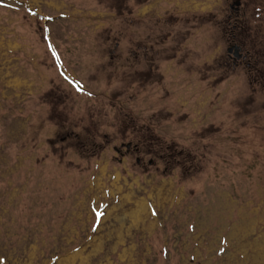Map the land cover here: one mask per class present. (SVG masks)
Masks as SVG:
<instances>
[{
  "label": "rangeland",
  "instance_id": "obj_1",
  "mask_svg": "<svg viewBox=\"0 0 264 264\" xmlns=\"http://www.w3.org/2000/svg\"><path fill=\"white\" fill-rule=\"evenodd\" d=\"M237 1L0 0V264H264V0L232 30Z\"/></svg>",
  "mask_w": 264,
  "mask_h": 264
},
{
  "label": "flooded vegetation",
  "instance_id": "obj_2",
  "mask_svg": "<svg viewBox=\"0 0 264 264\" xmlns=\"http://www.w3.org/2000/svg\"><path fill=\"white\" fill-rule=\"evenodd\" d=\"M240 1V5L239 6H234L231 5L230 6V14L228 16V20H227V27L231 28L232 30L237 29L238 28V24H237V20L241 19V17H243V12H242V8H243V3L241 0ZM233 33V31L231 32ZM153 42L152 40H146L145 43H142L141 45V52H144L145 55V60L148 57V53H153L155 52V47L153 46V44L151 43ZM118 46V44H117ZM133 47L135 51V54H132L131 56H133L135 59L137 58L138 51L139 49V45H134ZM149 47H151L149 49ZM150 50V51H149ZM228 50H231L230 54L228 53ZM149 51V52H148ZM227 53H228V58L230 59V61L232 62L233 66L235 69L239 68L241 66V64H243L244 62H247V67H252V64L249 62V54H247L245 52V50L243 49V44L237 39V36L234 35V33L231 35L230 40H228V49H227ZM153 64V59L150 60V62ZM139 143V144H138ZM137 144H134V142H129L128 145H130V147L128 148L127 145L125 144H121V148H114V151L121 154L122 156L124 155L123 149L125 148L127 153L129 154L130 152L134 151V154L137 156V163L140 164L143 155H145L143 153V149L144 147L141 145L142 141L139 140ZM103 148V147H102ZM153 162L150 161L148 166H152Z\"/></svg>",
  "mask_w": 264,
  "mask_h": 264
},
{
  "label": "trees",
  "instance_id": "obj_3",
  "mask_svg": "<svg viewBox=\"0 0 264 264\" xmlns=\"http://www.w3.org/2000/svg\"><path fill=\"white\" fill-rule=\"evenodd\" d=\"M76 137H77V135H76ZM144 138V137H143ZM81 139V138H80ZM147 141L145 142V139H142L141 141H142V144H145V145H150V143H151V141L150 140H148V139H146ZM88 145H87V147H92L93 146V144H91V143H89L88 141L86 142ZM145 145H143V147H144V149H147V147L148 146H145ZM83 150H82V147L80 148V152H82ZM92 156H95V154H93V152H92Z\"/></svg>",
  "mask_w": 264,
  "mask_h": 264
},
{
  "label": "water",
  "instance_id": "obj_4",
  "mask_svg": "<svg viewBox=\"0 0 264 264\" xmlns=\"http://www.w3.org/2000/svg\"><path fill=\"white\" fill-rule=\"evenodd\" d=\"M240 5V1H237L236 3L233 4V7L234 6H239ZM231 50H228V53L230 54ZM127 147L129 148L130 145H127Z\"/></svg>",
  "mask_w": 264,
  "mask_h": 264
}]
</instances>
